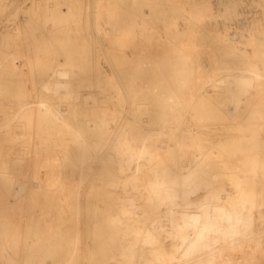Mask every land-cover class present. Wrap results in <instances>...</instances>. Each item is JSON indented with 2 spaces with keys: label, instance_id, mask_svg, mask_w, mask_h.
<instances>
[{
  "label": "bare ground",
  "instance_id": "obj_1",
  "mask_svg": "<svg viewBox=\"0 0 264 264\" xmlns=\"http://www.w3.org/2000/svg\"><path fill=\"white\" fill-rule=\"evenodd\" d=\"M216 1L0 0V264H264V0Z\"/></svg>",
  "mask_w": 264,
  "mask_h": 264
},
{
  "label": "rangeland",
  "instance_id": "obj_2",
  "mask_svg": "<svg viewBox=\"0 0 264 264\" xmlns=\"http://www.w3.org/2000/svg\"><path fill=\"white\" fill-rule=\"evenodd\" d=\"M214 1H215L214 3L217 2L216 0H214ZM254 4H257V3L256 2H253V4H252L251 1H248L247 3H244L242 5V8L245 10V12L242 13L241 16H239V18H240L239 20L245 19L246 17H250V16H252L254 14L253 13L254 12V6H253ZM237 20L236 19L235 20H232V21L231 20L230 21L228 20V24L230 25V27L233 25L234 26L233 28H235V26L237 25V22H238ZM235 29L240 30V31H244V32H248V30H246V29L239 28V26H238V28H235ZM235 29H231V31L232 30L234 31ZM237 30H235V31H237Z\"/></svg>",
  "mask_w": 264,
  "mask_h": 264
}]
</instances>
